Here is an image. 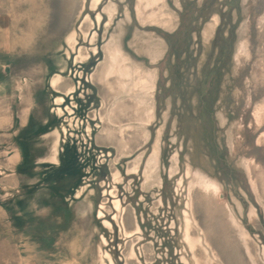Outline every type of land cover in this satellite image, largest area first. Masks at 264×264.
Instances as JSON below:
<instances>
[{"label":"rangeland","instance_id":"obj_1","mask_svg":"<svg viewBox=\"0 0 264 264\" xmlns=\"http://www.w3.org/2000/svg\"><path fill=\"white\" fill-rule=\"evenodd\" d=\"M156 1L0 0V264H264V0Z\"/></svg>","mask_w":264,"mask_h":264},{"label":"bare ground","instance_id":"obj_2","mask_svg":"<svg viewBox=\"0 0 264 264\" xmlns=\"http://www.w3.org/2000/svg\"><path fill=\"white\" fill-rule=\"evenodd\" d=\"M95 2H97L98 0H94ZM100 1V0H99ZM140 1H142V0H140ZM160 1V0H159ZM157 3V1L156 0H144V5L145 6H148V5H150V4H154V3ZM98 3V2H97ZM97 3L95 4V5H97ZM94 5V4H93ZM215 21V20H214ZM116 51H117V49H116ZM118 53H119V51H118ZM117 53V54H118ZM112 54H114V53H112ZM119 55V54H118ZM116 57H115V55L113 56V55H108V57H106V59H105V62H104V64H103V66H102V68H101V71H100V74H99V79L101 80V81H105L108 77H110V75H112V72L115 70V68H114V64H119V63H114V62H116L115 59ZM121 61H122V59H120ZM122 63V62H121ZM120 65V64H119ZM118 66V65H117ZM120 69H123V68H119V66H118V70L120 71V77H119V81H120V83L122 84L121 86H120V88L123 90V91H125V92H127L128 93V91H133L132 89H135V90H140V91H142L143 92V94H147V92H150V91H148V90H150L151 89V87H150V77L151 76H147L148 78H141V77H139L138 79H137V81L136 82H132L130 85L127 83L126 84V82H125V77H130V73H127L126 71H127V69L126 68H124V69H126V70H124L125 72L124 73H122V70H120ZM130 70V69H129ZM135 71H136V69H135ZM129 72V71H128ZM119 74V73H118ZM133 74V73H132ZM136 74V73H135ZM152 78V77H151ZM141 79H143V80H141ZM136 80V79H135ZM150 80V81H149ZM57 81H58V78H55L53 81H52V85L55 87V85L57 84ZM58 89H60V90H62V91H68V90H70V88H68V86L67 85H62L61 87H59ZM145 97V96H144ZM60 102H61V99L60 100H56V105L57 106H60ZM139 105H138V103H135V104H131V105H127V104H121V105H119V106H117L118 108H117V113H124V112H127V111H130L131 113H133V112H136V113H138V120L140 121V122H142V123H148V121H149V119L150 118H152L151 117V112H152V109L150 108V106H148L147 104H145L144 103V105L142 106V107H138ZM110 135H111V133H110ZM110 135H109V138L111 139V138H113V137H110ZM112 136H113V134H112ZM108 138V139H109ZM113 139H115V137L113 138ZM158 140V139H157ZM111 141H112V139H111ZM158 142V141H157ZM155 143V144H157L158 145V143ZM118 145H119V150H121L120 148H123V147H125V145H126V143L125 142H122V141H118ZM155 146V145H154ZM156 147V146H155ZM156 149V151H157V148H155ZM123 150V149H122ZM122 150H121V152H122ZM155 153H157L155 150H153ZM123 153V152H122ZM121 153V154H122ZM151 157H152V155H151ZM156 157V156H155ZM151 162H152V160H151ZM151 162H150V165H151ZM153 163V162H152ZM154 163H155V161H154ZM175 163V162H174ZM148 165H149V163H148ZM150 168H152V167H150ZM136 169H137V167L136 166H134V167H131V169H130V171H136ZM148 170H149V168H147ZM151 170V169H150ZM149 170V171H150ZM154 170V168L151 170V172L150 173H152V171ZM131 173V172H130ZM129 173V174H130ZM187 173V172H186ZM134 174V173H133ZM150 176V175H149ZM152 176V175H151ZM146 178V177H145ZM148 179V178H147ZM154 183V182H153ZM205 190L206 191H215L216 190V187H215V185H213L212 183H210V182H205ZM209 191V192H210ZM212 191H211V194H212ZM203 197V196H202ZM206 197V196H205ZM207 204V209H208V203H206ZM115 206H117V205H115ZM208 211V210H207ZM184 223V222H183ZM188 227H189V221H188V219L186 218V220H185V224L183 225V229H184V231H183V234H182V237L185 239V241L187 242V246H188V248L190 249V250H192L194 247H195V245H196V243L197 242H199L198 240H197V237H195V238H192V237H189L188 235H187V231L189 230L188 229ZM190 228V227H189ZM182 229V230H183ZM135 230H138V227H136L135 228ZM241 233V232H240ZM232 253H234V252H232ZM234 254H236V253H234ZM195 262L198 264V260H196L195 259ZM235 262L236 263H238V264H241V259H240V257L239 256H236V258H235ZM204 264H211V258H209L208 256H206V259H205V261H204Z\"/></svg>","mask_w":264,"mask_h":264},{"label":"trees","instance_id":"obj_3","mask_svg":"<svg viewBox=\"0 0 264 264\" xmlns=\"http://www.w3.org/2000/svg\"><path fill=\"white\" fill-rule=\"evenodd\" d=\"M23 150V161L25 163H29L31 160V158L29 157V153H28V149L26 147V145L24 146V148L22 149Z\"/></svg>","mask_w":264,"mask_h":264}]
</instances>
